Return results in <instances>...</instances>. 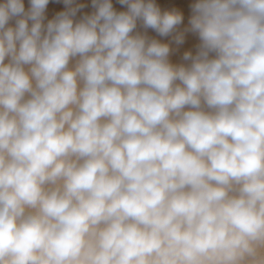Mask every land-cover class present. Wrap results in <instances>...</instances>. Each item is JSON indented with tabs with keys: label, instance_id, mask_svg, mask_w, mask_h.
<instances>
[{
	"label": "clouds",
	"instance_id": "obj_1",
	"mask_svg": "<svg viewBox=\"0 0 264 264\" xmlns=\"http://www.w3.org/2000/svg\"><path fill=\"white\" fill-rule=\"evenodd\" d=\"M0 264H264V0H0Z\"/></svg>",
	"mask_w": 264,
	"mask_h": 264
}]
</instances>
